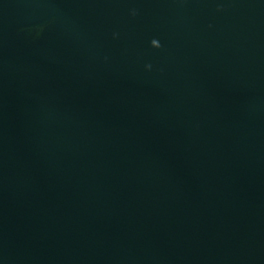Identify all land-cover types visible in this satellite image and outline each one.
Returning <instances> with one entry per match:
<instances>
[{
  "label": "water",
  "instance_id": "obj_1",
  "mask_svg": "<svg viewBox=\"0 0 264 264\" xmlns=\"http://www.w3.org/2000/svg\"><path fill=\"white\" fill-rule=\"evenodd\" d=\"M0 264H264V0H0Z\"/></svg>",
  "mask_w": 264,
  "mask_h": 264
},
{
  "label": "clouds",
  "instance_id": "obj_2",
  "mask_svg": "<svg viewBox=\"0 0 264 264\" xmlns=\"http://www.w3.org/2000/svg\"><path fill=\"white\" fill-rule=\"evenodd\" d=\"M159 43L156 41V40H153L152 42H151V47L152 48H159Z\"/></svg>",
  "mask_w": 264,
  "mask_h": 264
}]
</instances>
